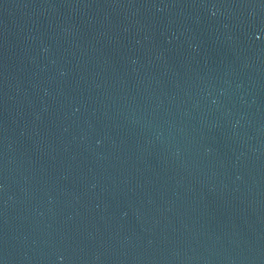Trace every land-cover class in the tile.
<instances>
[{
  "label": "water",
  "instance_id": "95a60500",
  "mask_svg": "<svg viewBox=\"0 0 264 264\" xmlns=\"http://www.w3.org/2000/svg\"><path fill=\"white\" fill-rule=\"evenodd\" d=\"M0 264H264V0H0Z\"/></svg>",
  "mask_w": 264,
  "mask_h": 264
}]
</instances>
